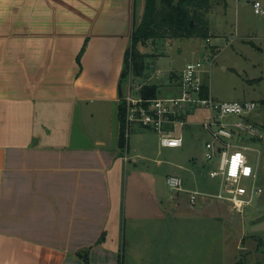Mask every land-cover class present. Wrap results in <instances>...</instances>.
Returning <instances> with one entry per match:
<instances>
[{
    "label": "crops",
    "instance_id": "obj_1",
    "mask_svg": "<svg viewBox=\"0 0 264 264\" xmlns=\"http://www.w3.org/2000/svg\"><path fill=\"white\" fill-rule=\"evenodd\" d=\"M146 3L0 0V264H85L86 249L89 264H135L137 228L155 222L167 237L175 227L181 234L187 219H222V207L164 192L154 173L136 166L142 156L131 154L129 141L124 158L120 108L129 71L121 79ZM172 73L141 83L160 90L179 82L180 72ZM197 170L181 175L186 187L208 191ZM130 224L136 234L128 240ZM185 253L171 249V264Z\"/></svg>",
    "mask_w": 264,
    "mask_h": 264
},
{
    "label": "rangeland",
    "instance_id": "obj_2",
    "mask_svg": "<svg viewBox=\"0 0 264 264\" xmlns=\"http://www.w3.org/2000/svg\"><path fill=\"white\" fill-rule=\"evenodd\" d=\"M253 1L212 0L213 7L207 15L211 27L210 42L208 37L195 35L157 37L144 44L138 43V51L146 53V67L144 74L135 77L134 81L141 83L147 81L148 77L149 81H168L172 72L179 73L188 62L203 59L209 71L206 74L211 93L219 100H255L257 107L249 117L260 125L264 133V15L255 13ZM210 52L217 54L212 65L205 58ZM159 69L162 74L157 77ZM126 84L125 81V88ZM179 92L178 82L162 85L159 95L167 96ZM133 93L137 94L135 90ZM208 114L207 109L200 107L194 108L188 114L190 122L182 131L184 144L177 147L162 146L160 135L155 129L136 123H132L128 130L125 127L126 136L127 132L129 133L131 154L139 153L142 156L138 157L136 166L154 173L164 192L171 189L166 183L167 174L177 173L184 176L186 168L191 166L201 169V178L210 185L208 191L217 192L218 179L210 176V162L205 155L208 133L200 124V120ZM261 140L252 144L254 149L249 152L251 162L259 167L258 182L264 189V138ZM134 168L135 163L130 161L126 176L129 170ZM124 181L126 186L127 180ZM204 200L208 203V209L222 207V219H200L191 216V223L187 219L186 223L181 224V234L177 235L179 228L175 227L173 233L167 237L158 235V224L155 222L146 224L144 229L137 228L140 241L135 247L140 258L135 264H163V260L159 259L162 254L167 259L164 264H171L169 251L174 247L180 252H186V259H183L182 255L175 264H233L243 257L248 264H264V230H254V224L251 223L252 219L258 216L264 219V190L244 212L233 209L230 202L217 200L215 197ZM186 207L184 208L187 209ZM207 208L206 211L210 215ZM175 222L174 218L173 226ZM237 229L243 232V235H240ZM126 231L128 240L136 234L133 233L131 224ZM189 233L191 243L187 241ZM147 254L152 260L147 259Z\"/></svg>",
    "mask_w": 264,
    "mask_h": 264
},
{
    "label": "built area",
    "instance_id": "obj_3",
    "mask_svg": "<svg viewBox=\"0 0 264 264\" xmlns=\"http://www.w3.org/2000/svg\"><path fill=\"white\" fill-rule=\"evenodd\" d=\"M252 4L255 13L264 15L263 0H254ZM207 39L211 41L210 37ZM216 55L210 52L205 58L212 65ZM129 59L132 63V56ZM131 63L129 89L122 95L127 130L132 123L140 124L155 129L160 135L162 146H182V131L190 122L188 114L196 107L207 109L209 113L200 124L208 133L205 155L210 162V176L218 179L217 192L188 189L184 178L177 173L166 176L167 185L175 191H187L192 206L199 203V197H215L217 200L230 202L233 209L244 212L264 190L258 182L259 167L253 165L249 152L254 149V140L264 138L263 129L249 117L257 107L256 101L217 99L211 93L206 74L209 71L203 59L188 62L182 68L178 94L145 97L141 92L144 84L134 81ZM161 74L162 71L156 73L157 77ZM205 85L208 90L206 93ZM134 90L137 94L133 93ZM128 135L127 132V144L123 147L126 160L130 158L127 152Z\"/></svg>",
    "mask_w": 264,
    "mask_h": 264
},
{
    "label": "trees",
    "instance_id": "obj_4",
    "mask_svg": "<svg viewBox=\"0 0 264 264\" xmlns=\"http://www.w3.org/2000/svg\"><path fill=\"white\" fill-rule=\"evenodd\" d=\"M212 0H147L146 8L142 21L134 27L132 35V45L129 55L126 59L125 71L130 70V59L132 56V67L134 75L144 74L146 63V53L138 51V43H146L149 39L155 40L157 37H191L203 36L209 37L210 21L207 17L212 9ZM194 21V25L191 21ZM177 72L172 73V78L177 77ZM160 84L146 83L142 86L141 92L145 97H157ZM204 93L207 86L205 85ZM121 130L120 145L125 147L127 137L125 131V116L123 104L120 108ZM263 244V242L261 241ZM79 254L84 257L85 264H89V250L80 251ZM233 264H248L243 257Z\"/></svg>",
    "mask_w": 264,
    "mask_h": 264
},
{
    "label": "water",
    "instance_id": "obj_5",
    "mask_svg": "<svg viewBox=\"0 0 264 264\" xmlns=\"http://www.w3.org/2000/svg\"><path fill=\"white\" fill-rule=\"evenodd\" d=\"M191 24L194 25V21H193V20L191 21ZM130 51H131V50H130V48H129L128 51H127V53H126V56H127V57H128V55H129V52H130ZM127 57H126V59H127ZM124 75H125V73H123L121 81L123 80ZM252 224H254V225L252 226L254 230H263V229H264V220L254 221ZM237 230L239 231L240 235H242V232H241L239 229H237Z\"/></svg>",
    "mask_w": 264,
    "mask_h": 264
}]
</instances>
